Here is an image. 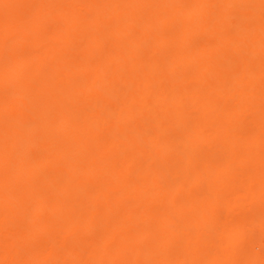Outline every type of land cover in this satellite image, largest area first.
<instances>
[{"label": "bare ground", "instance_id": "6f19581e", "mask_svg": "<svg viewBox=\"0 0 264 264\" xmlns=\"http://www.w3.org/2000/svg\"><path fill=\"white\" fill-rule=\"evenodd\" d=\"M249 228L264 0H0V264H255Z\"/></svg>", "mask_w": 264, "mask_h": 264}, {"label": "rangeland", "instance_id": "374dc122", "mask_svg": "<svg viewBox=\"0 0 264 264\" xmlns=\"http://www.w3.org/2000/svg\"><path fill=\"white\" fill-rule=\"evenodd\" d=\"M203 168V167H202ZM194 170H197V168H194ZM202 173V169L200 171ZM207 172V171H206ZM205 172V173H206ZM197 173V172H196ZM213 174H218V170L212 172ZM200 174V173H199ZM259 222V223H258ZM258 224H260V219L258 218L257 221L255 222ZM263 224V223H262ZM256 226V225H255ZM254 226V227H255ZM263 226V225H262ZM262 226H257V227H262ZM211 229V227H209V230ZM250 229V228H249ZM264 228H262V230L260 231L259 229H255V228H251L250 231H248L247 233L252 235L251 237L253 238V240L250 243H246L247 245V249L249 252L248 255L251 258L250 260H252L253 262H255V264H264ZM262 232V233H261ZM248 237H250L248 235ZM250 238V239H252ZM248 239V238H247ZM249 239V240H250ZM247 241V240H246ZM245 241V242H246ZM244 242V243H245ZM248 242V241H247ZM244 245V244H243ZM246 248V247H245ZM251 249L253 251H251ZM251 251V252H250Z\"/></svg>", "mask_w": 264, "mask_h": 264}]
</instances>
